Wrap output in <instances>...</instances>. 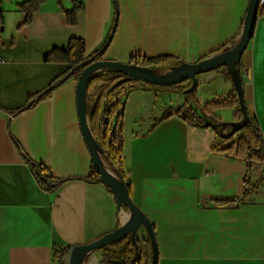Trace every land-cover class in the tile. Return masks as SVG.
<instances>
[{
  "label": "crops",
  "instance_id": "crops-1",
  "mask_svg": "<svg viewBox=\"0 0 264 264\" xmlns=\"http://www.w3.org/2000/svg\"><path fill=\"white\" fill-rule=\"evenodd\" d=\"M27 1L0 0V264H57V258L60 264L62 252L100 239L130 217L109 186L88 180L93 161L78 113V74L25 108L74 66L48 56L67 51L72 39L83 40L91 56L115 27L106 60L198 63L238 43L250 0H117L116 26L113 0H46L26 25L20 6ZM75 2L83 10L69 25L65 12ZM182 63L154 69L164 74ZM241 65L246 101L264 133V17ZM202 75L194 97L201 106L235 90L227 68ZM98 96V87L88 93L89 112ZM185 102V93L139 89L125 106L124 168L132 200L155 229L158 264H264V183L244 202L216 204L243 198L247 167L212 154L216 133L176 115L186 113ZM237 111L218 109L214 115L232 122ZM27 159L64 182L44 191ZM104 162L115 170L106 154ZM258 179L254 174L253 183ZM148 238L141 228L137 239L144 244Z\"/></svg>",
  "mask_w": 264,
  "mask_h": 264
},
{
  "label": "trees",
  "instance_id": "trees-1",
  "mask_svg": "<svg viewBox=\"0 0 264 264\" xmlns=\"http://www.w3.org/2000/svg\"><path fill=\"white\" fill-rule=\"evenodd\" d=\"M113 1L116 6V26L118 20V3L117 0ZM45 2L46 0H29L20 6V10L27 16L26 25L31 23L34 15L40 10L41 6ZM59 4L61 5L60 1ZM82 10L83 5L75 2L74 9L70 12H65L69 25L77 24L78 15ZM263 17L264 7L260 2L257 18L254 23L252 39L254 37L257 22ZM3 24L4 17L0 12V32ZM114 32L115 27L111 33V37L104 47L91 56L86 55L85 43L81 39H72L67 51L57 52L59 57H55L54 54L49 55L48 59L56 60L61 58L66 62L72 63L74 66L64 76L55 80L47 90L38 94L36 99H32L25 108L34 107L41 100L47 98L54 90L73 77L75 73H77L79 76L81 71L87 67L88 61L90 59L93 58L94 60H99L103 58L107 47L112 40ZM173 63L180 64L182 62H175V60L167 57L143 58L140 56H132L128 62V64L131 65L152 69ZM238 68L241 70L244 85L245 81L241 63L238 64ZM185 83L175 87H160L147 83L143 84L142 86H138L136 81L128 79L126 75L119 71H104L95 75L90 82L88 93L94 87L99 88L98 99L94 105V108L91 110V112H89L92 133L98 144L101 146L103 152L108 157L111 166L120 172L129 189L130 196L131 187L127 181L123 161L126 106L124 103V98L128 94L139 89L156 92L172 91L176 93H185L192 86L191 84L188 88H181ZM194 94L195 92L186 94V113H183V111L179 110L176 112V115L193 126L203 129H211L216 133L217 137L219 138V142L213 146L211 150L212 154L233 158L237 161L245 163L247 167V174L244 180L245 192L243 198L240 200L219 201L216 202V204L218 206H233L244 202L252 195L253 191L258 190L259 187L264 183V133L259 124L257 115L246 101L249 122L245 126L236 130L235 128L237 124L241 123L245 116L241 109L235 90L226 96L216 97L212 103H209L206 106H201L194 98ZM231 97L234 99L229 101ZM192 103H195L203 115L213 121L215 124L214 127L206 125L205 120L200 117L195 109L191 106ZM235 106L238 107V111L232 122H225L218 119L214 115V112L218 109L232 108ZM25 108L18 110V112L24 110ZM171 115L172 114L165 115L160 121L156 122L154 126H157L161 121L169 118ZM27 162L34 173L39 186L44 191L54 192L64 182V180H58L54 178L46 166L31 162L29 159H27ZM254 174L259 175V179L256 183H253ZM92 179L100 181V175L96 171L93 163L88 180ZM151 250L152 244L150 238H148V241L144 242L143 244V242L139 239L133 240L129 236L111 246L103 248L101 250V264H121L120 262L127 264H150L152 258ZM69 251L70 249L67 250L66 254L62 252L60 255V264H64L62 261L64 260V257L67 256Z\"/></svg>",
  "mask_w": 264,
  "mask_h": 264
},
{
  "label": "water",
  "instance_id": "water-1",
  "mask_svg": "<svg viewBox=\"0 0 264 264\" xmlns=\"http://www.w3.org/2000/svg\"><path fill=\"white\" fill-rule=\"evenodd\" d=\"M260 1L261 0H250L242 34L238 43L233 48L202 60L198 63H182L179 66L173 67L167 73L160 74L152 68H145L128 63L106 60L104 57L99 60H94L92 58L88 61L87 67L84 68L78 76L76 92L82 132L90 150L94 167L100 175V180L111 188L117 200L118 206L120 208H126L129 211L130 218L118 229L104 235L100 239L90 244L74 246L70 251V257L67 264H86L87 259L93 253L101 251L105 247L111 246L129 236L133 240L137 239V235L141 228L146 230L151 240V264H158L159 261L158 241L155 229L150 219L132 200L129 189L120 172H117V169L112 171L107 167L104 162L105 153L92 133L89 124V110L87 102L89 85L92 78L100 72L119 71L126 75L128 79L160 87H175L185 82L191 81V88L185 92V94H187L193 93L197 90L200 75L218 70L220 68H227L232 77L238 100L245 116L244 120L237 124L235 129L238 130L249 122L242 73L238 68V64L241 63L245 51L252 40L254 23L257 18ZM128 96L129 94L124 98L125 104L127 102ZM191 106L195 109L197 114L205 120L207 126H215L213 121L203 115L195 103H192ZM120 263L127 264L124 262Z\"/></svg>",
  "mask_w": 264,
  "mask_h": 264
},
{
  "label": "rangeland",
  "instance_id": "rangeland-1",
  "mask_svg": "<svg viewBox=\"0 0 264 264\" xmlns=\"http://www.w3.org/2000/svg\"><path fill=\"white\" fill-rule=\"evenodd\" d=\"M155 71L157 70V68L156 69H154ZM100 73H102V72H100ZM100 73H98V74H100ZM200 76H203V75H200ZM199 76V77H200ZM198 89V88H197ZM160 92H162V91H160ZM196 92H197V90L195 91V94H194V97H195V95H196ZM217 97H219V96H217ZM214 101V100H213ZM212 101V102H213ZM199 103V102H198ZM235 107H237V106H235ZM223 109H229V108H223ZM64 264H67L68 262H67V260H63L62 261ZM87 263L86 264H101V262H102V252L101 251H97V252H95V253H93L88 259H87V261H86ZM57 264H59V258H57Z\"/></svg>",
  "mask_w": 264,
  "mask_h": 264
},
{
  "label": "built area",
  "instance_id": "built-area-1",
  "mask_svg": "<svg viewBox=\"0 0 264 264\" xmlns=\"http://www.w3.org/2000/svg\"><path fill=\"white\" fill-rule=\"evenodd\" d=\"M260 2H261V5L264 7V0H261ZM117 172L119 171L117 170Z\"/></svg>",
  "mask_w": 264,
  "mask_h": 264
}]
</instances>
